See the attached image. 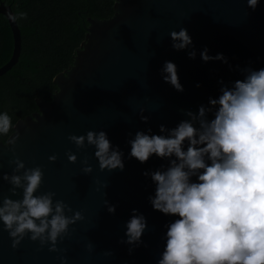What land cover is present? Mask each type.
Returning <instances> with one entry per match:
<instances>
[{
  "label": "water",
  "instance_id": "obj_1",
  "mask_svg": "<svg viewBox=\"0 0 264 264\" xmlns=\"http://www.w3.org/2000/svg\"><path fill=\"white\" fill-rule=\"evenodd\" d=\"M9 11V5L0 3L12 35V52L0 66V76L17 62L21 49L20 30L9 20ZM87 22L71 65L53 77L56 89L50 99L35 98L37 110L14 123L20 133L16 145L4 144L9 137L0 139V173L12 174L14 147L26 168H42L43 182L36 194L55 192L54 200H64L84 219L70 225V234L58 240L59 252L28 236L13 249L8 232L0 231V264H62L61 257H67L66 264H157L166 243L165 225L177 217L153 210L148 197L154 195L155 185L143 172L166 166L167 161L153 155L140 163L129 157L128 141L138 130L151 128L160 134L159 125L172 128L188 119L184 111L197 112L200 105H208L209 97L220 95L221 80L230 86L243 79L237 65L264 68V0L255 11L246 0H114L111 16L88 17ZM180 28L193 39L195 59L188 56L191 48H172L169 33ZM205 47L212 56L223 53L228 63L204 62L200 52ZM165 61L177 65L183 92L163 81ZM141 108L149 116L147 123L140 119ZM88 130L106 131L112 145L119 146L123 171H101L93 146L77 148L68 140L70 134ZM69 151L77 155L75 163L69 162ZM51 155L56 161H49ZM85 156L91 173L82 170ZM10 187L0 180L3 195L12 196ZM18 193L12 198L21 199L22 189ZM105 200L116 205L115 214L107 211ZM134 208L148 224L139 246L121 243Z\"/></svg>",
  "mask_w": 264,
  "mask_h": 264
},
{
  "label": "clouds",
  "instance_id": "obj_2",
  "mask_svg": "<svg viewBox=\"0 0 264 264\" xmlns=\"http://www.w3.org/2000/svg\"><path fill=\"white\" fill-rule=\"evenodd\" d=\"M246 3L255 11L260 0ZM7 15L15 23L26 17V13L14 15L11 11ZM169 36L173 49L191 48L188 56L196 58L187 29L172 30ZM200 57L204 62L228 63L223 53L212 56L206 47ZM236 68L243 79L232 81L230 86L221 80L220 95L209 97L208 105H200L197 112L184 111L188 119L172 128L159 125L160 134H153L151 128L147 132L138 130L128 141L129 157L140 163L153 155L167 161L166 166L143 172L155 185L154 195L148 197L153 210L177 217L165 225L166 243L157 264H264V68ZM161 76L177 91H184L174 62L165 61ZM140 112L141 121L147 123L149 116L143 115V108ZM16 125L7 112H0V135L9 137L6 146H15L19 139ZM68 140L77 148L93 146L101 171L125 169L124 153L118 145H112L106 131L70 134ZM11 150L9 164L15 167L12 174L0 173V180L11 185L8 191L12 196L22 189V198L13 199L0 191V231L8 232L13 249L28 236L39 241L41 247L47 244L49 251H62L57 247L58 240L70 234V225L84 219L82 212L74 211L62 199L54 200L55 192L37 195L43 182L42 168H26L15 155V148ZM66 155L69 162L77 161L75 153ZM48 159L54 162L57 156ZM82 164L83 172L93 171L87 156ZM104 203L107 211L115 214L116 205L108 200ZM131 211L126 239L121 243L139 246L144 243L147 219L138 209ZM87 247L91 251L92 245ZM132 251L130 247L129 253ZM66 260L61 257L62 264Z\"/></svg>",
  "mask_w": 264,
  "mask_h": 264
},
{
  "label": "trees",
  "instance_id": "obj_3",
  "mask_svg": "<svg viewBox=\"0 0 264 264\" xmlns=\"http://www.w3.org/2000/svg\"><path fill=\"white\" fill-rule=\"evenodd\" d=\"M114 0H14L21 49L17 62L0 76V112H7L13 125L37 109L35 98L50 99L53 77L69 68L83 41L87 17L107 18ZM12 52L9 24L0 15V66ZM8 136L0 135L4 141Z\"/></svg>",
  "mask_w": 264,
  "mask_h": 264
},
{
  "label": "flooded vegetation",
  "instance_id": "obj_4",
  "mask_svg": "<svg viewBox=\"0 0 264 264\" xmlns=\"http://www.w3.org/2000/svg\"><path fill=\"white\" fill-rule=\"evenodd\" d=\"M0 3H3V4H5V5H9V7H10V9H11V11L13 12V3H14V0H0ZM13 14H14V12H13ZM0 15L1 16H3L4 17V19L7 21V19L5 18V16L3 15V14H1L0 13ZM88 18V17H87ZM86 18V19H87ZM8 23V22H7ZM37 110V109H36ZM35 110V111H36ZM35 111H33V112H35Z\"/></svg>",
  "mask_w": 264,
  "mask_h": 264
}]
</instances>
